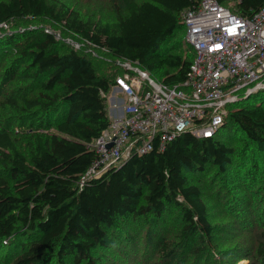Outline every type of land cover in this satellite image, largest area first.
Listing matches in <instances>:
<instances>
[{
  "label": "trees",
  "instance_id": "1",
  "mask_svg": "<svg viewBox=\"0 0 264 264\" xmlns=\"http://www.w3.org/2000/svg\"><path fill=\"white\" fill-rule=\"evenodd\" d=\"M201 1L122 0L115 18L105 21L84 17L63 0H0V24L28 17L51 21L94 49L138 63L172 87L186 80L194 58L173 39L184 29L182 14ZM216 1L241 16L264 6V0ZM8 46L18 59L5 70L4 85L21 74L29 85L7 104L29 121L31 131L23 150L8 127L0 131V251H10V264H97L98 250L108 246L112 231L149 214L159 219L167 206L182 212L184 241L210 236L197 177L212 166L225 171L231 166L233 148L222 141L231 135L241 133L264 148V89L228 105L214 138L183 133L164 150L133 155L81 186L98 159L92 144L111 122L106 94L116 79L99 74L72 49L61 52L52 33L10 35L0 42V54ZM159 251L168 257L169 244L162 243ZM259 254L264 257V242ZM176 263L172 254L165 264Z\"/></svg>",
  "mask_w": 264,
  "mask_h": 264
},
{
  "label": "rangeland",
  "instance_id": "2",
  "mask_svg": "<svg viewBox=\"0 0 264 264\" xmlns=\"http://www.w3.org/2000/svg\"><path fill=\"white\" fill-rule=\"evenodd\" d=\"M63 1L78 9L84 17L111 21L115 18V8L122 0ZM234 4L226 2L227 6ZM39 31L54 34L61 52L72 49L85 56L97 72L110 81H115L125 72L123 65L126 61L117 60L106 51L94 49L73 33L45 19L28 17L0 24V42L13 34ZM173 41L180 46L184 55L189 53L183 28L177 32ZM11 47L8 46L0 54V131L8 127L23 150L27 142L25 136L31 132L30 123L22 121L20 113L7 104V98L18 100L29 82L26 83L21 74L18 80L4 85L5 70L18 59ZM130 63L140 67L138 63ZM134 75L140 77L138 72H134ZM113 93L112 87L106 94L108 110L109 97ZM231 136L228 140H222L233 148L231 166L226 171L212 166L206 174L197 177L212 227L210 236L200 234L192 237L189 242L184 241L182 212L175 206H167L159 219L149 214L146 219L127 220L119 231H112L110 245L98 250L100 261L97 264H165L172 254L176 255V264H264V257L259 254V245L264 242V148L252 144L241 133ZM256 166L257 169H254ZM162 243L169 244L168 257L159 251ZM9 252L5 249L0 251V264H10L12 256H9Z\"/></svg>",
  "mask_w": 264,
  "mask_h": 264
},
{
  "label": "built area",
  "instance_id": "3",
  "mask_svg": "<svg viewBox=\"0 0 264 264\" xmlns=\"http://www.w3.org/2000/svg\"><path fill=\"white\" fill-rule=\"evenodd\" d=\"M182 18L194 56L186 80L170 87L124 63L109 97L110 125L92 144L98 159L81 186L133 155L164 150L183 133L214 138L228 105L264 89V6L241 16L216 0H202Z\"/></svg>",
  "mask_w": 264,
  "mask_h": 264
},
{
  "label": "crops",
  "instance_id": "4",
  "mask_svg": "<svg viewBox=\"0 0 264 264\" xmlns=\"http://www.w3.org/2000/svg\"><path fill=\"white\" fill-rule=\"evenodd\" d=\"M113 102V101H112ZM110 109L108 110V115H109V118H110V120H111V118H112V115H111V107H109Z\"/></svg>",
  "mask_w": 264,
  "mask_h": 264
},
{
  "label": "bare ground",
  "instance_id": "5",
  "mask_svg": "<svg viewBox=\"0 0 264 264\" xmlns=\"http://www.w3.org/2000/svg\"><path fill=\"white\" fill-rule=\"evenodd\" d=\"M125 73V72H124ZM118 78V77H117ZM115 85H116V83H115ZM115 87V86H114ZM110 99V98H109Z\"/></svg>",
  "mask_w": 264,
  "mask_h": 264
},
{
  "label": "water",
  "instance_id": "6",
  "mask_svg": "<svg viewBox=\"0 0 264 264\" xmlns=\"http://www.w3.org/2000/svg\"><path fill=\"white\" fill-rule=\"evenodd\" d=\"M110 147V146H109Z\"/></svg>",
  "mask_w": 264,
  "mask_h": 264
}]
</instances>
